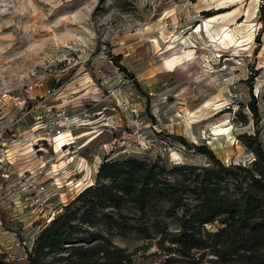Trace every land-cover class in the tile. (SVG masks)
<instances>
[{
	"label": "rangeland",
	"instance_id": "obj_1",
	"mask_svg": "<svg viewBox=\"0 0 264 264\" xmlns=\"http://www.w3.org/2000/svg\"><path fill=\"white\" fill-rule=\"evenodd\" d=\"M263 3L0 0V93L17 98L0 120L8 129L0 153L13 162L8 190L31 177L33 194L39 181L53 180L55 169L60 185L49 186L34 212L5 198L0 260L25 264L48 218L94 183L106 157L207 164L205 156L173 138L180 135L207 144L226 164L248 163L252 155L239 136L259 133L264 144ZM111 55L121 56L134 79ZM62 109L79 120L69 144L60 148L62 140L54 144L50 129ZM112 238L135 253L138 264H166L171 256L157 245L158 237Z\"/></svg>",
	"mask_w": 264,
	"mask_h": 264
},
{
	"label": "trees",
	"instance_id": "obj_2",
	"mask_svg": "<svg viewBox=\"0 0 264 264\" xmlns=\"http://www.w3.org/2000/svg\"><path fill=\"white\" fill-rule=\"evenodd\" d=\"M264 27V3L259 10ZM130 79L134 75L111 55ZM250 110L257 116L255 102ZM208 160L169 164L106 157L94 183L62 206L34 238L25 264H138L113 234L136 233L168 251L166 264H264V144L239 136L252 157L224 163L207 145L173 137ZM168 221L178 227L170 229ZM176 256V257H175ZM0 264H11L0 260Z\"/></svg>",
	"mask_w": 264,
	"mask_h": 264
},
{
	"label": "built area",
	"instance_id": "obj_3",
	"mask_svg": "<svg viewBox=\"0 0 264 264\" xmlns=\"http://www.w3.org/2000/svg\"><path fill=\"white\" fill-rule=\"evenodd\" d=\"M32 88L33 87L30 86L28 87L26 91L30 92ZM16 100L17 98L12 97L7 92L0 93V120L7 106L9 105V102L10 103L14 102V104H17ZM48 110L49 112L50 111L52 112L53 109L49 108ZM66 112H67L66 109L61 110V114H59L61 115V119L59 120V123H57L50 129L53 132V143L54 144L58 143L57 139L60 138V140H62L63 144L60 145V148H62L66 144H69L68 140H69V137H71L70 134L72 130L75 127H78L79 117L77 115H71V116L65 115ZM66 127L68 129H65ZM7 131L8 129H3L2 127H0V145L2 144L4 146L6 144L3 141L4 139H6L5 134L7 133ZM12 165H13V162L10 159H6L5 157H2L0 153V210L4 207V202L6 198L8 202L12 204H21L23 206V209H26L29 212L31 211L34 212L35 206H38V204L44 203V202L39 203V200L44 201V197H46L47 194L52 189H58L60 187L57 178H54L55 173L58 175V169H55L53 170L54 175H52L53 176L52 181L48 183L39 181L37 184H35V192H34L35 195L34 193L32 194V191L29 188L31 177L29 179L23 177L26 175L28 171H24L23 173L19 175L20 177H23V182L19 183V185H16L17 188L12 184V189L8 190V182L12 181V171H11ZM49 186H52L53 188L50 190ZM6 190H8L7 196L4 195ZM36 197H37V200H36ZM60 210L57 211V213H59ZM55 215L56 213L53 214L51 217H49L47 220V223H49ZM2 227H3V220L1 218V213H0V233L2 231ZM32 241H34V239Z\"/></svg>",
	"mask_w": 264,
	"mask_h": 264
},
{
	"label": "bare ground",
	"instance_id": "obj_4",
	"mask_svg": "<svg viewBox=\"0 0 264 264\" xmlns=\"http://www.w3.org/2000/svg\"><path fill=\"white\" fill-rule=\"evenodd\" d=\"M228 37H229V34H228V33H225V34H224V38L222 39V41H223V42L227 41V38H228ZM58 144H59V146L62 145V144L60 143V141H59Z\"/></svg>",
	"mask_w": 264,
	"mask_h": 264
}]
</instances>
